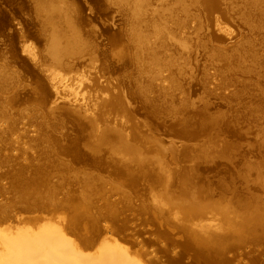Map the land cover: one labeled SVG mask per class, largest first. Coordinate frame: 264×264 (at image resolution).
Returning a JSON list of instances; mask_svg holds the SVG:
<instances>
[{"label": "rangeland", "instance_id": "1", "mask_svg": "<svg viewBox=\"0 0 264 264\" xmlns=\"http://www.w3.org/2000/svg\"><path fill=\"white\" fill-rule=\"evenodd\" d=\"M161 1L174 3V0H153V4ZM72 2L78 6L79 32L90 38L96 52L89 50L72 56L68 67L62 68L47 57V32L40 27L41 17L33 12L36 0H0V72H7L5 80L0 79V234L66 223L68 229H74L71 235H89L97 241L96 246L127 248L147 264H195L191 251L181 262L167 258V254L176 256L177 239L185 233L176 208H164L163 213L156 208L151 194L159 188L152 189L153 182L146 179L122 187L127 179L110 162L107 148L104 146L95 153L89 148L90 134L116 121L108 120L107 115L99 119L103 115L97 109L99 98L110 94L109 88L115 83L121 91L129 92L136 64L128 55L122 57L124 51L133 50L123 33L127 28L124 8L105 0ZM214 15L218 24L212 31L223 37V45L236 43L238 20L220 12ZM196 29L194 21L182 28L176 39L184 45L177 49L168 43L174 41L171 36L166 37L168 46L160 54L175 59L180 55L186 57L185 68L182 65H178V71L171 67L156 68L158 98L164 100L163 95H168L176 106L153 110L133 87L135 96L129 102L135 118L144 123L142 130L149 131L159 142L200 147L203 139L208 138L213 147L210 158L199 159L196 155L195 159L178 161L173 167L194 168L192 178L206 190L210 200L221 202L239 215L246 207L239 205L236 198H264V166L258 172L247 169L248 163L264 162V73L249 78L254 83L245 89L244 99L227 101L221 95H230L234 88L218 86L213 67L209 68V79L204 45L195 43ZM227 33L236 36L233 42ZM258 54L264 59V48ZM146 62H150L149 57ZM183 100H187V109L179 108ZM86 116L96 121L95 129H91ZM176 118H185L187 123L196 121L197 125L188 134L183 133L174 124ZM213 118L224 119L225 123H214L210 120ZM212 136L216 137L214 141ZM225 139L233 147L222 152L221 143ZM88 181L97 186L89 195L92 204L86 203L84 213H78L75 224L69 225L65 218L75 215L76 209L68 205L84 203L90 191L84 190L83 184ZM49 196L55 200L44 205L34 202L37 197ZM24 198L33 199L20 201ZM101 203L117 209L116 216H111L106 208L94 207ZM219 220L217 213L207 207L205 213L188 222L210 223L216 228ZM212 232L202 236L204 239L212 236L210 248L214 257L223 252L229 258L227 264H264L263 234L255 241L248 233L233 236L225 230ZM161 247L168 252L161 251Z\"/></svg>", "mask_w": 264, "mask_h": 264}, {"label": "bare ground", "instance_id": "2", "mask_svg": "<svg viewBox=\"0 0 264 264\" xmlns=\"http://www.w3.org/2000/svg\"><path fill=\"white\" fill-rule=\"evenodd\" d=\"M106 2L125 10L127 28L123 33L129 38L133 50L132 53L124 51L122 57L128 55L131 62L136 64L135 78L130 79L132 85L127 84L129 92L121 91L115 83L109 88L110 94L99 98L97 109L103 112L99 119L107 115L108 120L116 119V121L115 124H106L96 129L93 135L91 133L89 139L92 143L89 148L93 153L104 146L107 148L110 162L119 168L127 179L125 184L122 183L124 184L122 187L134 185L139 179H146L153 182L152 189L159 188L151 192L156 208L161 213L164 212V208L168 210L176 208L178 215L182 217L180 224L184 228L185 235L177 239L176 252L180 254L184 250H190L198 264H217L212 258L210 248L212 236L208 239L203 237L208 232L217 233L225 230V233L228 232L233 236L240 234L244 236L248 233V236L251 235L255 241L261 239L263 234L264 239V198L261 200L236 198L239 205L245 204L246 210L243 214L235 215L221 202L210 200L206 190L192 178L191 173L195 171L194 168L183 170L185 167H182V170H179L173 167L174 163L190 161V158L195 159L196 155L199 159L202 156L210 158L213 147L208 143V138L203 139L200 147L184 144L179 147L172 143L159 142L149 131L142 130L144 123L135 118L132 104L129 102V98L135 96L132 93L133 87L141 100L153 110L159 109L160 106H176L175 102H172L174 99L168 95H163L165 101L158 98L155 85L156 68L171 67L176 71L179 69L178 65L185 68V62L186 65L188 63L186 57L180 55L175 59L160 54L168 46L166 37L171 36L174 40L168 42L172 49L184 45V42L176 39L177 34L192 21L197 25L196 31L200 33V35L196 33L195 43L204 45V65L209 79V68L213 67L218 75L215 78L218 86L224 89L230 86L234 88L230 95L221 96L227 101L244 99L242 96L245 89L254 83L250 79L257 73H264V59L258 54L260 48H264V0H174L172 4L161 1L158 5H154L153 0H105ZM33 12L41 17L40 27L47 32L45 50L53 64L66 68L70 57L89 50L96 52L90 38L83 37L79 32L78 6L72 0H36ZM215 12L238 20L240 31L236 43L227 47L223 45V37L212 31V27L218 24ZM105 29L108 31L109 28ZM235 37L228 35L230 42H233ZM183 40L186 41L187 38ZM126 49H129V45L128 47L126 45ZM146 57L150 58V62H146ZM6 74L7 72H0V79L5 80ZM239 103L247 107L243 102ZM179 108L187 109V100L181 101ZM197 113L203 116L201 111ZM86 117L91 129H95L96 121L92 120L91 116ZM210 120L214 123L221 121L222 124L225 123L224 119ZM147 122L150 128L153 127L152 122ZM174 124L181 132L188 134L197 122L187 123L185 118H176ZM212 138L214 141L216 137L212 136ZM221 145L220 151L233 147L226 139ZM247 166V169L257 171L264 166V162L255 161L254 164L248 163ZM83 187L90 192L88 197H85L86 202L83 199L85 204L68 205L71 209H76L75 215L65 218L69 225L75 224V219L79 217L78 213H84L86 203L92 204L89 195L97 190V186L88 181L84 182ZM29 199L33 198H24L20 201L28 202ZM37 199H34V202L42 205L55 200L52 196L47 199L39 197ZM94 207L106 208L113 217L117 214V209L115 211L109 203L95 204ZM207 207L217 213L220 219L218 227L213 228L210 223L188 222L205 213ZM171 213L175 215L174 212ZM66 226V223L62 226L42 225L35 231L0 234V264H147L133 256L127 248L107 244L96 246L97 241L89 235L75 237L71 235L74 229L71 227L68 229ZM164 248L161 247L160 250L164 253L168 252ZM216 256L220 263L227 261V256L223 252L216 253Z\"/></svg>", "mask_w": 264, "mask_h": 264}, {"label": "water", "instance_id": "3", "mask_svg": "<svg viewBox=\"0 0 264 264\" xmlns=\"http://www.w3.org/2000/svg\"><path fill=\"white\" fill-rule=\"evenodd\" d=\"M8 19V17H7V14H5V20H7ZM106 30V29H105ZM109 30V29H108ZM188 251H190V250H184V251H182L179 255L177 254L176 256H170L169 254H167V258L171 261V262H181L182 260H183V258H184V256H185V254L188 252ZM212 258H214V260H216V263L217 264H227L228 262H229V258H227V261L225 262V263H220L219 261H217V259H219V258H216V257H214V256H212ZM213 260V261H214ZM212 261V263H214ZM193 262L195 263V264H198L197 263V261H195L194 259H193Z\"/></svg>", "mask_w": 264, "mask_h": 264}]
</instances>
